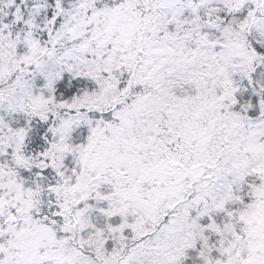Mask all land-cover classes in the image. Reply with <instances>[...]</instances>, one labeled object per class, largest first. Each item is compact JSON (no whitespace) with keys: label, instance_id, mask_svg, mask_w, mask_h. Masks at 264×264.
Here are the masks:
<instances>
[{"label":"snow or ice","instance_id":"1","mask_svg":"<svg viewBox=\"0 0 264 264\" xmlns=\"http://www.w3.org/2000/svg\"><path fill=\"white\" fill-rule=\"evenodd\" d=\"M0 264H264V0H0Z\"/></svg>","mask_w":264,"mask_h":264}]
</instances>
